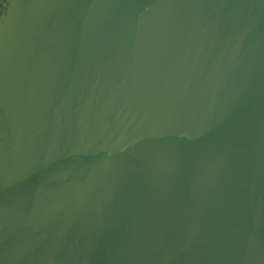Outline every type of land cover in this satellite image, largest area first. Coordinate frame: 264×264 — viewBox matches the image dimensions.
<instances>
[{
	"label": "water",
	"instance_id": "1",
	"mask_svg": "<svg viewBox=\"0 0 264 264\" xmlns=\"http://www.w3.org/2000/svg\"><path fill=\"white\" fill-rule=\"evenodd\" d=\"M0 264H264V0H0Z\"/></svg>",
	"mask_w": 264,
	"mask_h": 264
}]
</instances>
